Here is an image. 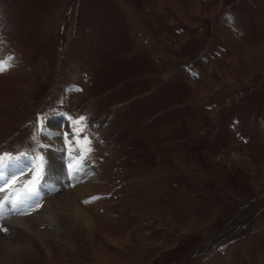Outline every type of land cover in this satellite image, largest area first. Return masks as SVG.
Returning <instances> with one entry per match:
<instances>
[{
    "label": "rangeland",
    "instance_id": "obj_1",
    "mask_svg": "<svg viewBox=\"0 0 264 264\" xmlns=\"http://www.w3.org/2000/svg\"><path fill=\"white\" fill-rule=\"evenodd\" d=\"M3 61L0 264H264V0H0Z\"/></svg>",
    "mask_w": 264,
    "mask_h": 264
},
{
    "label": "bare ground",
    "instance_id": "obj_2",
    "mask_svg": "<svg viewBox=\"0 0 264 264\" xmlns=\"http://www.w3.org/2000/svg\"><path fill=\"white\" fill-rule=\"evenodd\" d=\"M51 165L52 166H51V171H50V177L47 176L48 177L47 179L50 180L54 184H58V185L65 184V180L63 178L64 174H63V171L61 168L60 161L53 158ZM10 168H7V170H10ZM83 172H84L83 167H74V172H73L74 178H77V177L80 178L81 176H83ZM62 205L68 207L69 214L72 215V217L75 216L76 214H78L82 218L81 221L83 220L82 222H85L86 223L85 225H87V227L91 226L92 223L90 221L89 215L86 214V212L82 209L80 204L76 203V201L74 199H72V196L70 197L69 195L68 196L66 195L65 197H55L50 201V203L45 205L44 209L47 210L46 216L52 220L54 216L59 215L61 213ZM11 210H13V209H9V207L7 206V208L4 210V212L5 211L11 212ZM44 212H45V210H44ZM4 214H6V213H4ZM100 261L105 264L106 262H108V259H107V257H101L100 256Z\"/></svg>",
    "mask_w": 264,
    "mask_h": 264
},
{
    "label": "snow or ice",
    "instance_id": "obj_3",
    "mask_svg": "<svg viewBox=\"0 0 264 264\" xmlns=\"http://www.w3.org/2000/svg\"><path fill=\"white\" fill-rule=\"evenodd\" d=\"M9 66L10 65L8 64L7 61L0 62V71H5L6 68ZM83 121H84V117H80L78 120L74 121L75 124L81 125L76 128L77 134L84 132V127L82 126ZM89 144L90 141L88 140L87 136L83 137L82 147L84 148L85 153L90 152L92 150L90 147H88ZM6 158H10V154L5 153L3 155H0V166H2L5 163ZM40 174H41V169L38 167L36 172H34L32 179L25 182L24 187L20 189L19 192L16 194V202L18 203L23 202L32 195L36 194L37 184L39 182ZM15 183H16L15 181L12 182L13 185ZM2 190L3 189L0 188V191ZM4 199H8V198H4ZM3 215H4V204L3 201L0 200V219L3 218ZM0 231H7V230L0 229Z\"/></svg>",
    "mask_w": 264,
    "mask_h": 264
}]
</instances>
